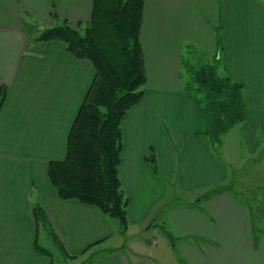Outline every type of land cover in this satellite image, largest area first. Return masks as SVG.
<instances>
[{
    "label": "crops",
    "instance_id": "crops-1",
    "mask_svg": "<svg viewBox=\"0 0 264 264\" xmlns=\"http://www.w3.org/2000/svg\"><path fill=\"white\" fill-rule=\"evenodd\" d=\"M93 4L0 0V264H53L49 248L39 244L43 230H37L34 204L65 259L81 264L100 252L91 264H152L146 240L111 245L122 237L118 222L95 206L61 199L48 177V164L66 156L96 72L63 43L35 39L61 21L85 28ZM139 40L144 93L120 123L127 237L160 216L179 240L174 251L171 246L176 264H264V191L251 210L229 190L242 145L249 159L264 153V1L144 0ZM185 52L200 65L221 58L220 74L244 87L248 117L219 147L202 135L200 102L182 85ZM171 189L188 201L168 206Z\"/></svg>",
    "mask_w": 264,
    "mask_h": 264
},
{
    "label": "trees",
    "instance_id": "trees-1",
    "mask_svg": "<svg viewBox=\"0 0 264 264\" xmlns=\"http://www.w3.org/2000/svg\"><path fill=\"white\" fill-rule=\"evenodd\" d=\"M143 5L144 0H94L91 19L83 30L73 29L66 21H61L41 31L35 39L63 43L74 57L90 61L96 72L70 129L66 156L48 164V177L61 199L95 206L103 215L115 219L125 240L127 198L118 176L120 123L127 111L142 99L146 83L139 40ZM217 46L221 47L219 37ZM221 65L218 57L197 66L188 59L182 62L184 90L200 102L202 135L215 147L221 145L224 135L248 117L243 85L221 75L218 71ZM4 99L5 90L0 88V109ZM147 162L154 170L153 158H148ZM33 216L37 230L46 231L60 249L37 204L33 205ZM163 232L174 246L178 238L168 231ZM38 250L45 252L39 247ZM99 253L81 264H91Z\"/></svg>",
    "mask_w": 264,
    "mask_h": 264
},
{
    "label": "rangeland",
    "instance_id": "rangeland-1",
    "mask_svg": "<svg viewBox=\"0 0 264 264\" xmlns=\"http://www.w3.org/2000/svg\"><path fill=\"white\" fill-rule=\"evenodd\" d=\"M264 1V0H261ZM84 27H80L79 30H83ZM184 58L190 59V55L185 52ZM217 59V56H216ZM212 61V60H210ZM209 61V62H210ZM193 63V66H197L200 64ZM219 71V70H218ZM183 73V72H182ZM220 73V71H219ZM222 75V74H221ZM184 82H182V85L185 86V76L183 74ZM263 146V145H262ZM234 168V178L232 180L231 187L229 188L231 195L239 202L244 203L248 208L253 210L255 203L254 199L258 196L259 192L262 190L264 191V153L262 155H258L257 157H253L252 159H249V156L247 155V152L245 150V147L242 145L241 147V156L238 160V163L232 166ZM178 194L175 190L171 189L168 190V193L166 195L167 202L169 203L168 206H174L177 204L178 199H181L180 201L185 202L188 201L185 198H179ZM196 200V199H195ZM195 200H192L195 202ZM181 202V203H182ZM162 208V207H161ZM160 212H163V208L160 210ZM159 215V214H158ZM157 217V214H156ZM159 221L151 226V222L142 230L139 231H130L129 236L126 237L125 240L127 242H139L140 240H146V244L148 247L145 249L146 251L152 253V264H176V254L173 252L175 250L174 246L172 245V242L165 236V233L163 231H168L166 224H162L163 218L159 216ZM40 238H39V244L43 247H48L49 250L52 253L53 257V264H77L76 262H72L70 259H65L63 255L56 252V246L54 243L50 240L49 242L45 240V231L40 232ZM48 239L50 237L47 235ZM178 237V236H177ZM119 240H123V237H115L113 241H111V245ZM153 241V244L150 245ZM177 240L176 242H178ZM179 244L177 243L176 246ZM144 246V245H143ZM173 251H172V247ZM55 248V249H54ZM55 251H54V250ZM182 262V261H181Z\"/></svg>",
    "mask_w": 264,
    "mask_h": 264
}]
</instances>
